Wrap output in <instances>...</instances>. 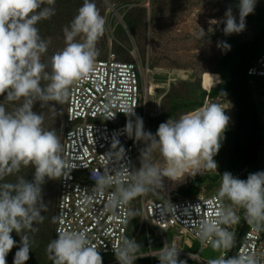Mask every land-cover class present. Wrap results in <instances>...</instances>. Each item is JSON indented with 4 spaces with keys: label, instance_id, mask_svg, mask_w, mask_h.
<instances>
[{
    "label": "clouds",
    "instance_id": "clouds-1",
    "mask_svg": "<svg viewBox=\"0 0 264 264\" xmlns=\"http://www.w3.org/2000/svg\"><path fill=\"white\" fill-rule=\"evenodd\" d=\"M256 2L239 0V23L231 7L226 10L225 35L244 30L245 18L254 12ZM55 3L56 0H0V95L9 102L23 100L12 112L0 104V180L18 172L22 166L34 168L32 181L20 176L15 183H0V264H6L5 258L16 244L11 235L13 231L21 234V247L15 253L13 264H25L29 259L31 244L26 233L38 231L34 224L43 222L41 213L47 210L42 201V185L46 178L67 176L76 167L62 158L57 131L43 127L44 115L33 111V106L38 101L41 107L49 102L62 103L69 96L70 86L94 70L99 55L96 45L106 32V18L94 0H83L77 14L63 28L65 47L55 52L48 62H42L49 42L40 36L36 25L55 15ZM49 67L51 70L47 71ZM42 80L48 83L42 86ZM108 108L109 105H104L105 111ZM121 112L134 115V110ZM229 119L224 108L209 103L178 119H168L153 135L144 132L143 120L137 117L135 138L147 142V148L141 153V167L130 174L125 168L114 170L115 174H110L108 169L92 172L93 192L99 194L114 188L108 204L116 207L155 192L162 186L163 177L175 181L186 173L195 175L216 170L213 157L220 149ZM125 128L131 135L132 122ZM154 151H158L162 163L152 162ZM116 158L121 156L118 154ZM221 178L219 196L230 203L213 209L206 218L197 221L199 241L216 250L229 249L235 243V234L222 226L239 221L236 208L244 210V219L254 233L264 231V171L249 174L246 180L230 172L223 173ZM91 199L88 197L85 202ZM200 210L199 205L195 206L197 214ZM140 248L135 239L123 238L113 250L119 264H134L138 256H143L137 254ZM178 252L176 246L166 244L155 256L160 264H178ZM46 253L54 264H102L97 247L85 231L58 232L57 238L46 246ZM208 264H264V251H241L227 259H211Z\"/></svg>",
    "mask_w": 264,
    "mask_h": 264
},
{
    "label": "rangeland",
    "instance_id": "rangeland-1",
    "mask_svg": "<svg viewBox=\"0 0 264 264\" xmlns=\"http://www.w3.org/2000/svg\"><path fill=\"white\" fill-rule=\"evenodd\" d=\"M94 2L107 21L106 32L96 45L99 50L97 59H105L113 54L120 61H138L144 73L145 87L154 86V94L148 100L149 106L160 99L161 109H167L175 104L191 102L194 97L204 92L209 95L208 100L205 99L204 102L216 103L225 109V115L230 119L220 141V149L213 157L217 163V169L206 170L202 174L195 175L186 173L185 180H182L184 177L179 179L182 183L177 187L178 190L189 193L188 195L184 193L176 195L178 198L194 197L199 194L219 196L224 167L233 158L236 112L229 95L216 96L211 93L220 87L223 89L224 80L228 75L229 54L236 51L239 45L251 41L264 29V0H257L254 12L245 18L243 31L228 35L224 33L225 12L231 7L232 14L239 23V0H94ZM82 4L83 0H56L55 15L38 22L36 26L40 36L49 42L47 53L41 57L42 62H48L55 52L65 47L63 28L74 18ZM201 29L205 33L203 36H201ZM77 40L79 41L80 37H77ZM225 45L230 46V49ZM50 70L49 67L47 71ZM249 81L257 113L262 118L264 109L258 98L259 94L264 93V80L249 79ZM47 83L46 80L41 81L42 86ZM168 96L174 98L169 99ZM22 103L23 100L9 102L3 95H0V104L9 112L14 111ZM65 104L66 99L62 103L49 102L43 107L38 101L33 106V111L44 115L43 127L46 130L57 131L61 144L65 128ZM185 110L186 108H182L170 118L176 119V116ZM56 111L60 114L59 121L55 117ZM155 118L158 117L152 119ZM170 118H166V121ZM149 122L150 120L147 123L146 133L151 132L154 135L157 130H153ZM259 140L261 142L258 153L260 159L253 164L250 174L264 171V161L260 156V152L264 149L262 148L264 146V120L261 121ZM146 148L147 142L144 141L142 151ZM142 151H140L139 158H141ZM152 162L162 163V157L158 151L152 153ZM136 164L139 169L141 162L137 161ZM20 176L32 181L34 168L22 166L18 172L5 176L0 183H15ZM163 178L168 185L170 178ZM165 182L162 183L165 184ZM56 191L57 179L46 178L42 185V201L47 205V210L41 213L44 216L43 222L34 224L38 231H27L26 233L29 236L31 250L25 264H50L51 259L46 253V246L50 240L54 239L53 218L55 217ZM221 200L224 205L230 203L224 198ZM235 211L239 216V221L228 225L232 227V230L228 231L236 235L241 220L240 212L244 210L236 208ZM130 218L134 226L131 238L141 245L137 253L140 254L146 251V239L144 231L138 226L140 220L138 198L134 199ZM11 235L16 244L6 256V264H13L15 253L21 247V234L13 231ZM149 239L152 240V250H158L160 245L156 233L149 231ZM167 240L170 238L167 237ZM190 247L191 243L186 242L185 249L188 252L195 253L199 250L197 244H194L193 250ZM231 248L216 250L209 245L205 249H200L198 256L208 263L211 259L219 258L223 252L229 253ZM101 257L102 264L113 259L110 256ZM153 260L156 262L157 258ZM180 262L200 264L192 257L183 255L178 258V264Z\"/></svg>",
    "mask_w": 264,
    "mask_h": 264
},
{
    "label": "built area",
    "instance_id": "built-area-1",
    "mask_svg": "<svg viewBox=\"0 0 264 264\" xmlns=\"http://www.w3.org/2000/svg\"><path fill=\"white\" fill-rule=\"evenodd\" d=\"M246 75L250 79L264 80V52L247 68ZM143 77L138 61H120L113 54L108 55L105 59H96L94 70L85 79L70 86L66 98L61 155L76 167L67 176L57 179L55 217L58 219L54 221V239L60 231H85L101 256L113 258L103 264H119L113 248L118 247L123 238H131L130 214L134 199L129 204L109 207L114 188L94 193L95 181L91 174L106 169L115 174L114 170L122 168L130 174L138 169L136 163L141 162L139 154L144 148V141L135 138L136 118L143 120L146 132L148 120L162 114L160 99L149 106L148 100L154 91L151 93L150 86L145 87ZM258 100L264 109V93L259 94ZM106 104L109 105L107 111L104 109ZM126 109L129 112L134 110V115L121 112ZM129 121L133 124L131 135L125 128ZM118 154L120 159L116 158ZM162 182H165L164 178ZM181 183L171 179L168 185L162 183L160 188L151 192L158 199L148 197V194L137 197L140 211L138 226L145 234L146 251L138 254L143 256H138L134 262L148 260L147 264H160L155 255L169 244L179 249L178 258L181 255L190 256L200 264H208L198 256V251L210 244L202 245L199 241L197 221L206 218L224 203L215 194L178 198L176 195L180 190L177 186ZM88 197L92 199L86 203ZM197 205L201 209L199 214L195 212ZM222 227L232 230L228 225ZM149 231L156 233L159 239L158 250H152ZM186 242L191 243L192 250L197 244L199 250L188 252ZM234 245L229 253L223 252L220 257L227 259L231 253L236 256L241 251H264V231L257 234L249 226ZM154 258H157L156 262ZM51 264H54L52 259Z\"/></svg>",
    "mask_w": 264,
    "mask_h": 264
},
{
    "label": "trees",
    "instance_id": "trees-1",
    "mask_svg": "<svg viewBox=\"0 0 264 264\" xmlns=\"http://www.w3.org/2000/svg\"><path fill=\"white\" fill-rule=\"evenodd\" d=\"M264 51V29L257 34L251 41L243 43L238 46L236 51L229 54V69L227 78L224 80L223 89L215 90L211 95H229L233 100V105L236 112V126L234 134V143L232 148L233 158L230 163L224 167V173L230 172L234 177L246 180L250 174V169L253 164L257 163L260 159L258 153L261 142L259 140V133L261 131V118L257 113L252 92L250 89V81L246 75L247 68L256 60V58ZM260 81V80H258ZM209 95L204 92L199 96L194 97L193 101L178 105H172L169 108H163L162 114L155 119L150 120V126L153 130H157L158 126L166 122V118L174 116L176 112L186 108L176 116L178 119L182 114L191 112L203 106L205 99L208 100ZM169 99L174 97L168 96ZM162 105V104H161ZM60 114L55 112L56 120L59 121ZM239 143V149L235 152L236 144ZM188 195L187 191H180ZM148 197L158 199L154 193H149ZM241 220L238 224L235 245L240 241L243 232L248 229L249 225L244 219V211H241ZM134 229L133 221H130L129 234L132 235ZM234 250V248H233ZM232 257V253L230 255ZM147 264L148 260H140L136 264ZM51 264V260H50Z\"/></svg>",
    "mask_w": 264,
    "mask_h": 264
},
{
    "label": "water",
    "instance_id": "water-1",
    "mask_svg": "<svg viewBox=\"0 0 264 264\" xmlns=\"http://www.w3.org/2000/svg\"><path fill=\"white\" fill-rule=\"evenodd\" d=\"M262 119L264 120V112H263V115H262ZM262 148H264V146H263ZM238 149H239V143L236 144L235 152H237ZM260 156H261V158H262L263 161H264V149L260 152Z\"/></svg>",
    "mask_w": 264,
    "mask_h": 264
},
{
    "label": "bare ground",
    "instance_id": "bare-ground-1",
    "mask_svg": "<svg viewBox=\"0 0 264 264\" xmlns=\"http://www.w3.org/2000/svg\"><path fill=\"white\" fill-rule=\"evenodd\" d=\"M150 91H151V93L154 91V86L153 85L150 86Z\"/></svg>",
    "mask_w": 264,
    "mask_h": 264
},
{
    "label": "crops",
    "instance_id": "crops-1",
    "mask_svg": "<svg viewBox=\"0 0 264 264\" xmlns=\"http://www.w3.org/2000/svg\"><path fill=\"white\" fill-rule=\"evenodd\" d=\"M261 118V117H260ZM261 121H262V118H261Z\"/></svg>",
    "mask_w": 264,
    "mask_h": 264
}]
</instances>
